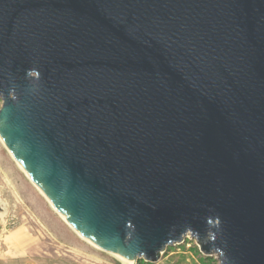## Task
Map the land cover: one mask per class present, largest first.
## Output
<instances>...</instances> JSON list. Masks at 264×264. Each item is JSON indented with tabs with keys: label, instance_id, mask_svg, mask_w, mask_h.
Masks as SVG:
<instances>
[{
	"label": "water",
	"instance_id": "obj_1",
	"mask_svg": "<svg viewBox=\"0 0 264 264\" xmlns=\"http://www.w3.org/2000/svg\"><path fill=\"white\" fill-rule=\"evenodd\" d=\"M0 91L5 148L85 241L264 264V0H0Z\"/></svg>",
	"mask_w": 264,
	"mask_h": 264
},
{
	"label": "rangeland",
	"instance_id": "obj_2",
	"mask_svg": "<svg viewBox=\"0 0 264 264\" xmlns=\"http://www.w3.org/2000/svg\"><path fill=\"white\" fill-rule=\"evenodd\" d=\"M1 142L0 205H4V210L0 213V258L5 259L8 257L10 261L18 262L16 241L6 236L13 230L23 229L26 235L31 234L36 240H40V243L46 248L45 253H51L62 260L68 259L73 264H76V262L79 264H95L90 262L93 260L89 259L90 261L87 262L84 256L71 252L69 248L57 242L58 240L59 242L64 241L65 231H68L65 230L67 227L71 233L67 232V239L79 249L87 250L96 255L99 258L98 264H124L114 255L89 245L74 230H70L68 225L46 202L38 189L32 186L29 179L21 172L20 167ZM49 226L56 230L57 233H54L55 231L51 232L57 241L45 230V228L49 230ZM61 232L64 235H59ZM19 261L22 263L21 260ZM136 264L147 263L144 260H139ZM154 264H217V256H203L196 242L189 240L188 237L181 244L168 247L159 261Z\"/></svg>",
	"mask_w": 264,
	"mask_h": 264
},
{
	"label": "crops",
	"instance_id": "obj_3",
	"mask_svg": "<svg viewBox=\"0 0 264 264\" xmlns=\"http://www.w3.org/2000/svg\"><path fill=\"white\" fill-rule=\"evenodd\" d=\"M66 228H65V230H68V231H65L66 236H64L65 239L63 242H61V241L59 242V240L57 241L56 238H54V236L51 232V231H55L54 233H57L56 230H54V228L49 226V228H48L49 230H47L46 228H45V230L58 243H60L64 247L69 248L71 250V252H73V253L75 252V253H78V254L84 256L85 259L87 260V262H89L90 260H93L90 262L98 264L99 258L96 255L92 254L91 252H88L87 250L79 249L74 244H72L69 239H67V232H69V234H71V233H70L69 229L68 228L66 229ZM59 235H64V234H63V232H61ZM6 237H10V238H12V240L15 239L16 250L18 253L17 258H19V260H21L22 263L19 260H18V262H14V261H10V259L8 257H6L5 259H2V257H1L0 258V260H1L0 264H62L63 261H64L63 264H73L68 259L62 260V259H59V257L52 255L51 253H45L46 248L44 245H42L40 243V240L39 239L36 240L35 237L31 234L26 235L24 233L23 229L22 230L21 229L13 230ZM76 264H79V263L76 262ZM103 264H108V263H103Z\"/></svg>",
	"mask_w": 264,
	"mask_h": 264
},
{
	"label": "clouds",
	"instance_id": "obj_4",
	"mask_svg": "<svg viewBox=\"0 0 264 264\" xmlns=\"http://www.w3.org/2000/svg\"><path fill=\"white\" fill-rule=\"evenodd\" d=\"M25 78L29 81H37L38 82L41 79V73L37 68H30V69H27L25 71ZM30 91L36 92V91H38V89L36 87H33L30 89ZM3 95H4V93L2 91H0V97H2ZM8 96L12 100L17 99L15 86L11 87L8 90Z\"/></svg>",
	"mask_w": 264,
	"mask_h": 264
},
{
	"label": "bare ground",
	"instance_id": "obj_5",
	"mask_svg": "<svg viewBox=\"0 0 264 264\" xmlns=\"http://www.w3.org/2000/svg\"><path fill=\"white\" fill-rule=\"evenodd\" d=\"M0 140H1V138H0ZM2 141V140H1ZM0 141V142H1ZM1 143H3V142H1ZM11 155V154H10ZM12 156V155H11ZM12 158L14 159V157L12 156ZM15 160V159H14ZM15 162H16V160H15ZM17 163V162H16ZM17 165L20 167V165L17 163ZM20 170H21V172L25 175V177L26 178H28L29 179V181L31 182V179L27 176V174L24 172V170L20 167L19 168ZM32 183V182H31ZM35 187V186H34ZM40 192V191H39ZM40 194H41V192H40ZM42 195V194H41ZM43 197H44V195H42ZM45 198V197H44ZM45 200H46V202L49 204V202H48V200L45 198ZM50 205V204H49ZM51 206V205H50ZM52 207V206H51ZM60 218L66 223V221H65V219L63 218V217H61L60 216ZM73 230V229H72ZM75 232V231H74ZM76 233V232H75ZM76 234H78V233H76ZM79 235V234H78ZM80 236V235H79ZM81 237V236H80ZM82 238V237H81ZM83 239V238H82ZM88 242V241H87ZM89 243V245H91V246H94L91 242H88ZM95 247V246H94ZM97 248V247H96ZM115 257H117L120 261H122L123 263H126V264H133L132 262H127L126 260H124V259H122V258H120L119 256H115Z\"/></svg>",
	"mask_w": 264,
	"mask_h": 264
},
{
	"label": "trees",
	"instance_id": "obj_6",
	"mask_svg": "<svg viewBox=\"0 0 264 264\" xmlns=\"http://www.w3.org/2000/svg\"><path fill=\"white\" fill-rule=\"evenodd\" d=\"M209 257V256H208ZM147 263V262H146ZM147 264H150V263H147Z\"/></svg>",
	"mask_w": 264,
	"mask_h": 264
},
{
	"label": "built area",
	"instance_id": "obj_7",
	"mask_svg": "<svg viewBox=\"0 0 264 264\" xmlns=\"http://www.w3.org/2000/svg\"><path fill=\"white\" fill-rule=\"evenodd\" d=\"M124 264H126V263H124ZM134 264V263H133Z\"/></svg>",
	"mask_w": 264,
	"mask_h": 264
}]
</instances>
